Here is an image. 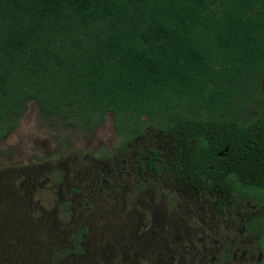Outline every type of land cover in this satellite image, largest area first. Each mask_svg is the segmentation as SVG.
Returning a JSON list of instances; mask_svg holds the SVG:
<instances>
[{
	"label": "trees",
	"instance_id": "1",
	"mask_svg": "<svg viewBox=\"0 0 264 264\" xmlns=\"http://www.w3.org/2000/svg\"><path fill=\"white\" fill-rule=\"evenodd\" d=\"M263 73L264 0H0V142L29 102L62 124L112 115L129 143L169 136L170 173L259 201Z\"/></svg>",
	"mask_w": 264,
	"mask_h": 264
},
{
	"label": "rangeland",
	"instance_id": "2",
	"mask_svg": "<svg viewBox=\"0 0 264 264\" xmlns=\"http://www.w3.org/2000/svg\"><path fill=\"white\" fill-rule=\"evenodd\" d=\"M261 85L264 95V73ZM124 135L112 115L62 124L28 103L0 142V264H154L162 244L201 238L212 200L170 176L169 136ZM157 154V171L140 174ZM240 207L263 213L264 199Z\"/></svg>",
	"mask_w": 264,
	"mask_h": 264
},
{
	"label": "flooded vegetation",
	"instance_id": "3",
	"mask_svg": "<svg viewBox=\"0 0 264 264\" xmlns=\"http://www.w3.org/2000/svg\"><path fill=\"white\" fill-rule=\"evenodd\" d=\"M159 154L145 159L138 167L141 174L143 170L151 169V162L159 160ZM144 164V166H142ZM170 176L180 183L185 192L194 198L212 200L207 208V231H203L197 241L171 242L162 244L156 264H255L260 263L264 256V212L240 213L241 202L251 198H236L225 196L210 190H200L191 185L188 179ZM158 179L154 177L153 182ZM253 200V199H252ZM206 223V221L204 222ZM241 249V250H240ZM260 253L258 258L255 254ZM154 263V264H155Z\"/></svg>",
	"mask_w": 264,
	"mask_h": 264
}]
</instances>
